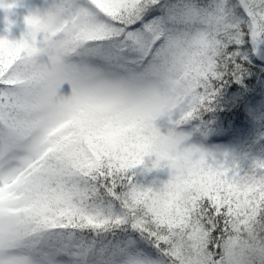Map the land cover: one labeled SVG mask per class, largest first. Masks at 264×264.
Returning a JSON list of instances; mask_svg holds the SVG:
<instances>
[{"label": "snow or ice", "instance_id": "6c2138e0", "mask_svg": "<svg viewBox=\"0 0 264 264\" xmlns=\"http://www.w3.org/2000/svg\"><path fill=\"white\" fill-rule=\"evenodd\" d=\"M25 22L0 38V264H223L264 215V174L213 167L154 121L238 76L264 0H54ZM153 155L174 170L156 190L125 175Z\"/></svg>", "mask_w": 264, "mask_h": 264}, {"label": "trees", "instance_id": "16d2710c", "mask_svg": "<svg viewBox=\"0 0 264 264\" xmlns=\"http://www.w3.org/2000/svg\"><path fill=\"white\" fill-rule=\"evenodd\" d=\"M53 2L35 0L34 6L49 10ZM209 2L197 0L201 6ZM6 15L0 7V38L20 40L27 33L28 25L25 20L17 21ZM256 47L260 48L259 52H255ZM239 62L242 70L238 76L228 75L221 81H213L211 102L192 118L177 124L182 108H176L167 113L172 118L169 122L157 117L154 125L162 135H168L170 130L178 135L187 129L191 140L205 147L224 141H239L230 156L217 162L207 159V162L213 167H235L241 176L255 174L259 178L264 174V168L256 166L264 163V38L255 42L247 40L240 51ZM155 159L154 155L145 156L142 164L128 170L125 175L141 188L156 190L163 187L168 181L165 177L167 162L161 161L160 167H153ZM259 218L264 220V215Z\"/></svg>", "mask_w": 264, "mask_h": 264}, {"label": "clouds", "instance_id": "9594fccd", "mask_svg": "<svg viewBox=\"0 0 264 264\" xmlns=\"http://www.w3.org/2000/svg\"><path fill=\"white\" fill-rule=\"evenodd\" d=\"M233 23L231 18L221 22L219 31L224 38L230 35ZM221 252L223 264H264V220L255 215L246 217L223 241Z\"/></svg>", "mask_w": 264, "mask_h": 264}, {"label": "rangeland", "instance_id": "374dc122", "mask_svg": "<svg viewBox=\"0 0 264 264\" xmlns=\"http://www.w3.org/2000/svg\"><path fill=\"white\" fill-rule=\"evenodd\" d=\"M35 0H0L1 9L7 14L6 16L14 17L17 21H24L30 13H39L43 16L48 10L36 9L34 6ZM7 5H13L12 7H7ZM255 52H259L260 48L256 47ZM260 54V53H259ZM262 55V54H261ZM64 91L67 93L69 91L68 86H64ZM160 119L169 122L172 118L167 113L158 116ZM187 129H183L178 134L182 137L180 147L181 149L191 148L197 149L199 152L205 155L206 160L210 159L214 162L220 161L225 156H230L235 148L238 146L239 141H224L216 145L205 147L200 142L192 141ZM194 142V143H193ZM193 143V144H192ZM167 165V164H166ZM174 170L170 169L168 166L165 168V177L167 180L171 179Z\"/></svg>", "mask_w": 264, "mask_h": 264}]
</instances>
